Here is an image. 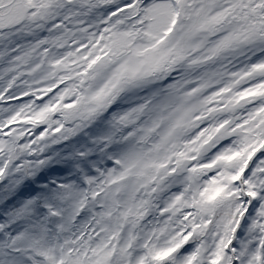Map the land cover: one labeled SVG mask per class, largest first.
<instances>
[{"label": "snow or ice", "instance_id": "obj_1", "mask_svg": "<svg viewBox=\"0 0 264 264\" xmlns=\"http://www.w3.org/2000/svg\"><path fill=\"white\" fill-rule=\"evenodd\" d=\"M0 264H264V0H0Z\"/></svg>", "mask_w": 264, "mask_h": 264}]
</instances>
